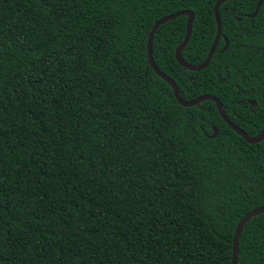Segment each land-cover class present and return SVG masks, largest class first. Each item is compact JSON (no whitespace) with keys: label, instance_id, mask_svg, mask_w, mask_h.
I'll list each match as a JSON object with an SVG mask.
<instances>
[{"label":"trees","instance_id":"16d2710c","mask_svg":"<svg viewBox=\"0 0 264 264\" xmlns=\"http://www.w3.org/2000/svg\"><path fill=\"white\" fill-rule=\"evenodd\" d=\"M216 1L0 0V264H231L236 225L264 206V140L247 144L211 101L180 106L147 62L153 24L190 11L181 57L202 64ZM259 1L219 7L202 71L175 59L186 16L152 41L183 100L215 97L250 138L264 128ZM237 264H264V213Z\"/></svg>","mask_w":264,"mask_h":264},{"label":"water","instance_id":"95a60500","mask_svg":"<svg viewBox=\"0 0 264 264\" xmlns=\"http://www.w3.org/2000/svg\"><path fill=\"white\" fill-rule=\"evenodd\" d=\"M231 0H217L214 7H213V13H214V19H215V23H216V34H215V38L213 40V43L209 49V52L207 54L206 59L204 60V62L198 66H193L190 64H187L183 61L182 57H181V53L184 50L185 46L187 45L190 35H191V27H192V23L194 20V16L193 13L190 11H181V12H177L174 14H170L168 16H165L163 18H161L160 20L156 21L153 26L150 29V32L148 34V38H147V62L148 65L150 66V68L152 69V71L163 81L167 82L172 90V94L174 96V99L176 100V102L182 106V107H192L195 105H198L204 101H211L215 104L216 109L218 114L220 115V117L222 118V120L225 122V124L231 129L233 130L237 135H239L240 137L243 138V140L250 145H255L260 143L262 140H264V128L263 130L255 137V138H250L249 136H247V134L241 130L240 128L236 127L225 115L222 106L220 104V102L213 96H209V95H205V96H200L196 99L190 100V101H185L183 100L178 92V89L175 85V83L165 74H163L162 72H160L158 70V68L156 67L154 61H153V57H152V41H153V36L155 34V31L158 29V27H160L161 25L165 24L168 21H171L177 17H181V16H186L187 17V22H186V31H185V36L184 39L182 41V43L178 46V48L175 51V59L176 62L183 67L184 69L191 71V72H199L202 71L203 69H205L208 64L210 63L213 53L219 43V40L221 38V21H220V15H219V7L225 3ZM262 0H260L256 6V11L258 10V8L261 5ZM226 48V45H225ZM252 105H254V102H251ZM217 135V130L215 128H213V136L215 137ZM262 165L264 168V154L262 156ZM264 213V206L259 207L257 209H254L252 211H250L249 213H247L236 225V228L234 230V234H233V241H232V260H231V264H237V251H238V242H239V238H240V234L242 232L243 227L245 226V224L253 217L258 216L260 214Z\"/></svg>","mask_w":264,"mask_h":264}]
</instances>
